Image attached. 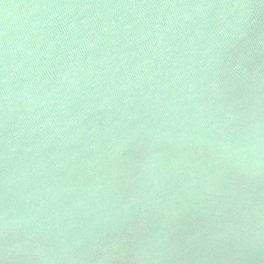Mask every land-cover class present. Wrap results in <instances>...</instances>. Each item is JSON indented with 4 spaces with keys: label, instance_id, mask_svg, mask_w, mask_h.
I'll list each match as a JSON object with an SVG mask.
<instances>
[{
    "label": "water",
    "instance_id": "obj_1",
    "mask_svg": "<svg viewBox=\"0 0 264 264\" xmlns=\"http://www.w3.org/2000/svg\"><path fill=\"white\" fill-rule=\"evenodd\" d=\"M0 264H264V0H0Z\"/></svg>",
    "mask_w": 264,
    "mask_h": 264
}]
</instances>
